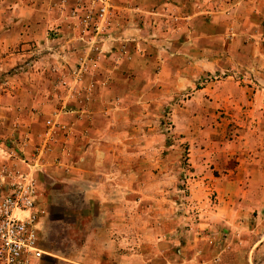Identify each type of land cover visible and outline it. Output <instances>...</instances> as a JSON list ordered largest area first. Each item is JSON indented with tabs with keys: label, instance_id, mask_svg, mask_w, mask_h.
<instances>
[{
	"label": "rangeland",
	"instance_id": "rangeland-1",
	"mask_svg": "<svg viewBox=\"0 0 264 264\" xmlns=\"http://www.w3.org/2000/svg\"><path fill=\"white\" fill-rule=\"evenodd\" d=\"M103 2L108 30L96 35L79 22L89 11L95 16ZM238 2L150 0L139 5L130 0H65L63 4L58 0L62 23L47 29L55 45L49 46L51 52L43 59L47 82L38 93L39 101L31 103L32 95L26 90L21 95L15 92L16 86L20 89L21 84L31 83L33 56L16 60L10 68L0 67V99H25L15 104L6 125L1 121L5 134L0 131V170L15 169L35 180L37 206L42 211L38 242L49 254L35 264H167L168 258L169 264H179L177 256L185 258L187 242L194 238L192 229H198L202 220L196 197L208 194L209 200L203 203L208 209L214 205L215 188L261 195L258 186L212 189L194 184L186 147L175 131L171 95L165 94L166 104L162 99L156 105L160 94H150L154 104L149 105L147 116L135 117L132 137L123 121L107 123L102 118L107 107L96 116L97 87L105 88L112 81L110 68L128 61L131 51L139 47H130L122 34L120 21L126 14L138 29L133 41L155 50L147 43L180 33L187 16L226 17ZM255 15L264 25V8ZM61 41L68 47L54 51L62 47ZM3 60L0 57V66ZM121 80L116 79L111 94L117 105L123 98ZM186 97L188 93L182 99ZM49 119H56L64 130L46 137ZM234 163L229 160L227 166L233 168ZM261 209L227 226V234L233 233L234 238L224 250L223 264H264V202ZM155 225L163 234L154 239L150 228ZM216 259L210 263H196L192 257L186 260L188 264H218Z\"/></svg>",
	"mask_w": 264,
	"mask_h": 264
},
{
	"label": "crops",
	"instance_id": "crops-1",
	"mask_svg": "<svg viewBox=\"0 0 264 264\" xmlns=\"http://www.w3.org/2000/svg\"><path fill=\"white\" fill-rule=\"evenodd\" d=\"M130 1L147 5L150 0ZM57 3L58 0H0V57H4L0 67L10 68L16 60L34 57L31 83L21 84L20 89L16 86L15 91L21 95L19 92L26 90L32 95L31 103L39 101L38 93L47 82L43 59L51 52L49 46L55 45L47 29L62 23ZM263 8L264 0H239L226 17L187 16L186 23L180 24V33L147 43L155 46V50L133 41L138 36V29L133 27L135 23H131L126 14L120 21L122 34L130 41L127 42L130 47H139L131 51L128 61L114 69L109 67L112 81L105 88L96 89V93H100L99 98L96 97V116L99 117L98 110L104 112L102 108L107 107L102 118L107 123L123 121L130 137L136 116L139 113L147 116L149 105L154 104L150 94L155 91L160 94L156 105L162 99L166 104L165 94L171 95L175 131L186 147L189 167L195 174L194 184L212 189L218 186L229 189L261 187V195L245 191L228 193L227 189L215 188L214 205L208 209L203 205L209 200L208 194L196 197L200 203L196 209L202 220L197 224L198 229H192L193 241H188V246L184 244L187 254L192 250L191 257L196 263H210L211 258H217L218 264H223L224 250L234 238L233 233L227 234V226L233 225L237 218L243 219L248 213L262 210L264 25L254 14ZM61 43L62 47L54 48V51L68 47L66 41ZM64 55L68 57V52ZM120 77L123 98L117 105L111 94ZM103 92L104 97L100 98ZM185 93L188 98L183 100ZM23 101L25 99H0V124L4 120L6 125L9 117L14 115L15 104ZM0 131L5 134L2 128ZM224 138L231 140L224 141ZM229 160L235 161L233 168L227 166ZM142 199L147 200L148 196H142ZM162 232L156 225L150 228L154 239L161 237ZM209 249L213 253L208 252ZM186 255L185 258L177 256L175 262L188 264L186 259L191 257ZM170 262L168 258L167 264Z\"/></svg>",
	"mask_w": 264,
	"mask_h": 264
},
{
	"label": "built area",
	"instance_id": "built-area-1",
	"mask_svg": "<svg viewBox=\"0 0 264 264\" xmlns=\"http://www.w3.org/2000/svg\"><path fill=\"white\" fill-rule=\"evenodd\" d=\"M64 2L60 0L61 4ZM105 11L103 2L95 16L89 11L79 24L84 29L90 26L96 35H103L109 22ZM83 65L80 64L79 70ZM57 130H64V127L56 119L47 120L44 135L49 137ZM41 214L35 180L15 169L0 170V264H35L36 260L48 255L38 242L37 224Z\"/></svg>",
	"mask_w": 264,
	"mask_h": 264
}]
</instances>
